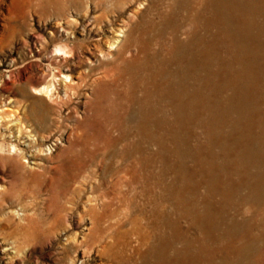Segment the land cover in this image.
Listing matches in <instances>:
<instances>
[{"label":"rangeland","instance_id":"rangeland-1","mask_svg":"<svg viewBox=\"0 0 264 264\" xmlns=\"http://www.w3.org/2000/svg\"><path fill=\"white\" fill-rule=\"evenodd\" d=\"M96 1L0 0V143L6 145L0 150V264H264V233L256 216L264 182L254 180L261 174L254 157L248 164L236 159L239 136L257 131L261 84L253 48L244 55L232 38L238 32L226 35V45L211 43L210 97H198L182 125L148 128L147 120L166 115H153L138 85L107 80L96 46L108 52L120 37L121 19L132 12L130 23L139 22L151 0L108 13L114 26L93 23L102 13ZM59 47L66 56L56 54ZM234 53L245 60L244 69L238 63L222 68L219 58L227 63ZM245 68L250 77L238 76ZM67 75L74 84L70 98ZM43 86L52 89L51 97L42 96L45 105L33 94ZM10 145L21 155L8 151ZM148 148L159 154L156 171L164 181L162 190L151 191L155 196L144 192L142 180L152 167L137 163L150 155ZM260 167L262 177L264 157ZM131 168L140 178L132 181ZM95 238L118 242L105 250L106 243ZM86 239L89 246L80 247Z\"/></svg>","mask_w":264,"mask_h":264},{"label":"bare ground","instance_id":"bare-ground-1","mask_svg":"<svg viewBox=\"0 0 264 264\" xmlns=\"http://www.w3.org/2000/svg\"><path fill=\"white\" fill-rule=\"evenodd\" d=\"M119 1H123L122 5H119L120 3L117 4V0H97L96 7L98 10H102V13L94 17L93 23H95L96 25H102L105 22H107V24L114 26L115 22L114 20H110L108 18V13L116 12V10H119V8L124 9L125 6L129 7V4H134L136 2V0H119ZM164 1L166 0H158V1L151 0V4L149 6L142 7L144 9L140 10L141 20L139 19L140 20L139 22H136L134 24L130 23L132 22V18H134V13L132 12L129 13L128 17L122 18L121 22L123 26L119 28L120 37H118L113 44L110 43V48L108 52L103 51L101 49L102 48L101 43H98V45L96 46V49H99L100 50L99 52L101 53V56L99 55L101 57V59L99 58L100 59L99 62L101 64H105V68H104L105 78L107 80L113 81L114 83L126 82L128 84V81H129L130 83H132L131 85H135V84L138 85L142 89L140 92L144 95V98L147 100L148 104L149 103L153 104V107H152L154 108L153 115H157L158 113L162 115L161 112H163V116L166 115L165 118H153L151 120L149 119L146 121V124H144V126L148 128L153 127L156 129L157 128L160 129L162 126H165V125L167 127L173 126V125L177 126L182 122V119L185 117V114H189L190 112L192 114V112H194V110L197 108L196 100L198 97L202 99H205L206 97L207 98L210 97V93H209L210 91H209L208 86H209V79L211 75V72H210L211 66L213 64L212 63L213 57H211V49L213 46L211 45V43H213L215 46L216 45H220V46L226 45V41H228L226 39V35L228 36L233 32H238L239 35L238 34L232 35V38L233 39L235 38L234 39L235 42L238 45H240V47L242 46V48H244L242 51L244 52V55L245 54L247 55V50L252 51V48H253L252 65L254 66V70L257 72V77H259L260 83L259 81L258 83L261 85H259L260 104L257 108H254L255 115H256L255 122H256V127H257L256 134L255 135L247 134L245 136H239L238 143L241 146V151L239 150L240 153L237 155L238 158L236 159L237 161H240L241 163L245 162L246 164H248L249 162H251L249 161L250 158L254 157L255 169L258 173L262 174L263 171H262V167H260V163L264 157V79H263L264 78V10L260 4H263L264 0H170L169 6L167 7L168 10L167 8H165L166 10L162 8ZM256 4H257V7H256ZM238 11L239 13L234 15V13H237ZM123 12H125V10ZM227 15L229 17L228 21H227ZM255 18H257L258 20L255 21ZM169 26L171 28L173 27V29L170 28L172 30L171 32H167L169 31L168 29ZM98 29L101 30V27L99 26ZM182 34L186 36L185 40L182 39L181 37ZM235 42L233 43V45L235 44ZM215 48L216 50H218L217 47ZM64 49L65 48H62V47L57 48L56 54L59 56H64V55L66 56L68 52ZM71 50L73 51L74 49H71ZM213 51H215V49ZM228 54L230 53L228 52ZM233 55H231L232 57L230 56L233 60L229 59L231 64L230 62H227L228 64L226 63L225 57L219 58L221 61L220 66H222V68H225L226 70L229 71L230 69L228 67L230 65L234 67V65L238 63L241 66L239 69L241 68L244 69L242 64H245L244 63L245 60H243L242 57L239 58L238 55L235 53ZM249 71H250L249 69L245 68V70H243L242 73L239 70L237 74L238 76H242L245 73L247 77H250V75L253 72L249 73ZM217 73H214V74H217ZM66 79H67V82H69V83L65 82L66 83L65 84L66 97L70 98L71 96L70 92L74 90V84L71 83L72 80L70 76L67 75ZM197 82L199 84H197ZM197 85L199 86L198 88L196 87ZM33 94L38 96L36 101L44 104V100L42 96L51 97L52 89H50L49 86H43L41 88L33 89ZM241 97L242 96L240 95L239 101L243 103V106H244L246 102L244 101V98H241ZM257 103H258V100H257ZM252 123L254 124V122ZM141 129L139 128V131ZM150 131L151 130H149V132ZM147 137H149L150 139V144H155L157 146L155 142V138L154 136H152V134L148 135ZM247 141H250V143L253 144L251 148L246 146ZM253 147H255V149ZM5 148H6V145L3 143L2 144L0 143V150H5ZM7 150L13 151V154L17 156L21 155V151L17 147V145L16 146L12 145L11 147H8ZM141 151L143 152L142 149ZM146 152H148L150 155L149 156L145 155L141 158L139 157L137 163L140 167H143L144 169L149 168V166H151L153 169L150 173H148V171L146 170L147 172H145L144 173L145 175H143L144 177H142V180L144 183L143 184L144 192L148 194L151 191L154 192L155 190H158V189L162 190L164 188L163 186L164 181L162 180L159 173H157L156 171L157 156L159 155L158 152L155 151V152H152L151 154V151L149 148L146 149ZM241 166L243 165L239 164V168ZM134 170L135 168L134 169L131 168L128 170V172L126 171L127 173L131 175L132 181H134L137 178L135 176ZM261 174L258 177L256 175L254 176L255 182L259 181L260 182L259 184H261V182H264V176L260 177ZM140 176H138V178H140ZM77 193H78L77 194L78 198L82 199V192L78 190ZM151 194L153 193L151 192ZM155 195H157V193ZM114 196H115V193H114ZM133 200H135V198ZM262 200L263 199L261 197H258L260 208H259L258 214L256 213V216L258 217L259 227L262 233H264V211L262 212L264 202L262 203ZM173 201L174 200H172V202ZM125 203L126 202L124 201V204ZM102 205L104 207L107 206L105 202H103ZM95 206L90 207L89 209L91 211H94L96 210ZM261 236H264V235H261ZM116 241L118 242L117 238H95L94 243L105 242L106 244H105L104 249L109 250L110 248L113 247ZM85 245L89 246L88 239H86V241H83L80 244V247L85 246ZM140 246L142 247L143 243H140L138 248ZM212 252H214L213 249H212ZM146 257H148V255ZM202 257L204 258V256ZM226 260L225 262H227ZM244 261L242 263V261H240L239 259L237 260L235 259V264H246L247 261H245L246 263ZM214 264H223V262L222 263L214 262ZM227 264H230V263L227 262Z\"/></svg>","mask_w":264,"mask_h":264}]
</instances>
